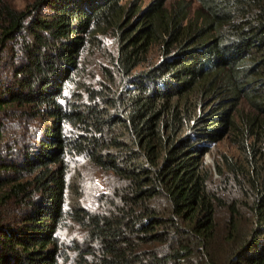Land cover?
Instances as JSON below:
<instances>
[{
    "label": "trees",
    "instance_id": "trees-1",
    "mask_svg": "<svg viewBox=\"0 0 264 264\" xmlns=\"http://www.w3.org/2000/svg\"><path fill=\"white\" fill-rule=\"evenodd\" d=\"M166 2L0 0V264H264V0Z\"/></svg>",
    "mask_w": 264,
    "mask_h": 264
},
{
    "label": "rangeland",
    "instance_id": "rangeland-1",
    "mask_svg": "<svg viewBox=\"0 0 264 264\" xmlns=\"http://www.w3.org/2000/svg\"><path fill=\"white\" fill-rule=\"evenodd\" d=\"M14 6L18 9H24L28 4H30L33 0H9ZM133 1L139 2L143 7L148 5L152 0H123V4L126 6L131 4ZM178 0H167L166 5L171 7ZM191 4V12L189 16L192 17L194 15V11L198 7V3L196 0H186ZM48 9H44L43 13H48ZM111 44L107 43L108 49L114 48L113 39H110ZM99 60L103 61L102 57L98 58ZM89 69L90 74L89 76L93 78H100V72L90 66ZM226 153L228 155L234 156V158H238V151L237 147L232 143L229 138H225L215 144H212L209 151L205 155V162L211 173L213 175V180L216 182L220 179L216 171V162L221 157V154ZM83 167L81 165L75 166V170L79 171L80 177L82 178L77 184H79V192L82 195L81 203L87 205L89 207H95L98 203L99 196L102 192H104L108 184L112 181V175L108 173L100 172L96 167L88 163H83Z\"/></svg>",
    "mask_w": 264,
    "mask_h": 264
}]
</instances>
